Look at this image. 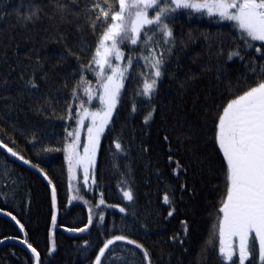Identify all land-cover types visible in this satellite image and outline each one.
I'll return each instance as SVG.
<instances>
[{
    "label": "snow or ice",
    "instance_id": "1",
    "mask_svg": "<svg viewBox=\"0 0 264 264\" xmlns=\"http://www.w3.org/2000/svg\"><path fill=\"white\" fill-rule=\"evenodd\" d=\"M48 3L52 9L49 19L65 20L71 16L78 21V31L87 29L96 39L92 44L83 42L79 51L66 45L65 52L59 56L57 65L64 63L68 57L75 58L78 65L62 81L63 88H70L69 96L63 99L62 110L56 107L61 98L48 93L39 95L37 72H40L39 80L47 82L49 76L44 71L43 58L38 50H33L34 57H26L34 59L35 66L26 65L18 73V79L23 81L20 94L35 98L37 107L34 110L37 113L65 121L64 135L57 142L59 147L39 143L35 133L31 142L38 156L41 153H63L69 193L66 211H71L73 201H82L88 212L87 222L82 227H67L65 231L84 233L92 227L96 228L97 241H83L84 254L94 249L90 264H153L151 251L132 235L134 230L139 232L144 229L146 232L148 226L138 224L140 214L130 177L131 165H125L126 172L120 173L117 183L126 203H108L98 181L102 138L114 129L129 88L132 89L129 114L134 116L141 106L145 107L147 111L143 115V123L149 126L158 111L156 101L164 77L170 75L173 82L186 91L190 82L203 78L201 73H214L212 78L224 81L223 87L215 89L218 99L213 100L210 106L205 104V113L200 117L203 128L211 125L213 148L223 176V191L219 206L213 210L215 222L201 247L198 260L206 262L211 249L218 264H264V0H85L82 6L80 0H48ZM16 11L19 13L18 23L24 28L44 18V8L39 4H29L26 12L21 5ZM181 15L188 19L207 18L209 22L226 25L232 38L230 47H225L223 40L209 42V62L200 65L201 72L189 70L184 78L169 71L178 40L179 46L187 47V42L183 37H177L172 26ZM209 35H204L206 41H209ZM188 39H194L191 33ZM80 53L88 55L87 61L81 58ZM213 57L216 58L214 65L211 63ZM232 63H238L244 69L235 78L228 74ZM177 67L180 65L177 64ZM28 68L32 71L28 72ZM14 70L10 67L9 75ZM2 83L7 85L9 81L5 78ZM212 95L213 92L207 90L206 99ZM0 99L10 97L0 96ZM208 112L213 113L211 118ZM163 139L168 144L169 166L175 164L172 172L179 179L181 172L187 173V168L174 159L170 135L165 134ZM113 143L116 151H109L114 157L113 167L118 171L120 166L115 158H127L128 147L118 137ZM0 149L35 169L51 188V227L47 232V251L52 255L57 248V187L40 162L27 159L3 139H0ZM144 150L147 151V148ZM179 187L187 189V182ZM82 189L92 192L93 199H86ZM175 191L169 186L162 196L163 204L169 206V217L176 211ZM3 195L7 200V193ZM107 209H118L123 214L119 227L115 220L111 226L106 223ZM0 213L10 217L23 234L4 236L0 244L18 241L30 251L31 264H44L38 246L31 242L21 219L3 207H0ZM129 216L132 217L131 226L127 220ZM181 224L183 234L177 233L170 240L183 247L188 239L189 227L187 221H181ZM183 250L188 251L187 248ZM138 255L142 259L136 260Z\"/></svg>",
    "mask_w": 264,
    "mask_h": 264
},
{
    "label": "trees",
    "instance_id": "2",
    "mask_svg": "<svg viewBox=\"0 0 264 264\" xmlns=\"http://www.w3.org/2000/svg\"><path fill=\"white\" fill-rule=\"evenodd\" d=\"M84 3L85 0H80L81 6ZM29 4L42 5L44 18L24 28L18 23L19 13L16 10L23 5V11L26 12ZM51 14L48 0H0V96L10 97L0 99V139L27 159L40 162L57 187L59 213L55 229L56 251L52 255L47 251V232L51 227V188L35 169L22 165L1 149L0 207L13 212L25 224L31 242L41 252L44 264H90L94 249L84 254L83 241L88 239L95 243L96 228L92 227L79 236H70L65 231L67 227H82L87 222L88 212L82 201L74 202L71 211H66L69 193L63 153H41L38 156L31 142L32 134L35 133L39 143L59 147L57 142L64 135L65 121L46 118L37 113L34 110L37 107L35 98L20 94L23 81L18 79V73L26 65L35 66L34 59L26 57H34L33 50H38L43 58L44 71L49 76L45 82L39 80L40 72H37L39 95L48 93L61 98V103L56 107L62 110L63 99L70 92V88L62 87V81L78 65L73 57H68L64 63L57 65L59 56L65 52L66 45L79 51L83 42L92 44L96 39L87 29L78 31V21L73 17L69 16L65 20L49 19ZM172 26L177 37H183L187 42V47H182L178 40L177 52L169 69L180 78L186 77L189 70L201 72L200 65L209 62V42L223 40L225 47H230L232 43L228 26L209 22L207 18L188 19L181 15ZM189 33L194 39H188ZM204 35H209V41L204 39ZM80 55L87 61V54ZM211 63H216L215 57ZM10 67L15 69L11 75ZM27 71L31 72L32 68ZM242 72L244 69L238 63H232L228 68V74L233 78ZM201 76L202 79L190 82L185 91L173 82L170 75H166L156 101L158 111L149 126L143 123V115L147 111L145 107L141 106L134 116L129 114V97L132 94L130 87L114 129L106 132L102 139L98 181L105 192V199L108 203H126L122 200L117 183L120 173L126 172L125 165L130 164V177L137 197L136 208L140 214L138 224L145 223L148 226L146 232L144 229L139 232L134 230L132 235L151 251L153 264H218L216 254L211 249L206 262L198 260L201 247L208 239L211 225L215 222L213 210L219 206V197L223 191V176L219 170V158L213 148L211 125L203 128L200 117L205 113L204 105L210 106L213 100L218 99L215 89L217 86L223 87L224 81L212 78L214 73H201ZM5 78L9 81L7 85L2 83ZM207 90H211L213 95L206 99ZM212 115L213 113L208 112L209 118ZM165 134L170 135L174 159L187 168V173L181 172L179 179L172 172L175 164L170 167L167 160L169 150L163 139ZM117 137L128 147L129 153L127 158H115L120 166L118 171L113 167L114 157L109 151H116L113 140ZM185 181L188 188L181 190L179 186ZM169 186L176 189V211L172 217L168 216L169 206L162 202L164 191ZM5 192L7 200L3 195ZM98 192L99 190L97 197ZM82 195L86 199H93V193L87 189H82ZM122 215L118 209H107L106 223L111 226L115 220L119 227ZM127 220L131 226L132 217H127ZM181 221H187L189 227L188 239L183 247L170 240L177 233L183 234ZM11 235L23 234L12 222L0 217V239ZM183 248L188 251L185 252ZM30 256L22 248L8 245L0 251V264H31ZM135 259L140 260L142 257L138 255Z\"/></svg>",
    "mask_w": 264,
    "mask_h": 264
},
{
    "label": "water",
    "instance_id": "3",
    "mask_svg": "<svg viewBox=\"0 0 264 264\" xmlns=\"http://www.w3.org/2000/svg\"><path fill=\"white\" fill-rule=\"evenodd\" d=\"M1 150H3L5 153H7L6 150H4V149H1ZM7 154H9V153H7ZM9 155H10V154H9ZM10 156H11V155H10ZM11 157H12V156H11ZM12 158H14V157H12ZM14 159H15L16 161H18L19 163H21L22 165L27 166V165L24 164L22 161H19V160H17L16 158H14ZM0 217L9 220L10 222H12V223L15 225V222L12 221L10 217L5 216L3 213H0ZM15 226L18 228L17 225H15ZM70 236H72V235H70ZM8 245L18 246V247L22 248L24 251H26L27 253H29V254L31 255L30 251L27 250L26 247H25L24 245H21L18 241H5L3 244H0V251H1L3 248H5L6 246H8Z\"/></svg>",
    "mask_w": 264,
    "mask_h": 264
},
{
    "label": "rangeland",
    "instance_id": "4",
    "mask_svg": "<svg viewBox=\"0 0 264 264\" xmlns=\"http://www.w3.org/2000/svg\"><path fill=\"white\" fill-rule=\"evenodd\" d=\"M103 139V138H102ZM76 202V201H73V203ZM69 235H72V236H79L81 235L82 233H69L67 232Z\"/></svg>",
    "mask_w": 264,
    "mask_h": 264
}]
</instances>
